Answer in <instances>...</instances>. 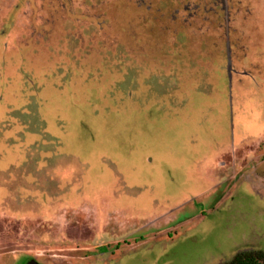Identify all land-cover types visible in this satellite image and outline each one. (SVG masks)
<instances>
[{
  "label": "rangeland",
  "instance_id": "374dc122",
  "mask_svg": "<svg viewBox=\"0 0 264 264\" xmlns=\"http://www.w3.org/2000/svg\"><path fill=\"white\" fill-rule=\"evenodd\" d=\"M245 248H264V0H0V264Z\"/></svg>",
  "mask_w": 264,
  "mask_h": 264
},
{
  "label": "trees",
  "instance_id": "16d2710c",
  "mask_svg": "<svg viewBox=\"0 0 264 264\" xmlns=\"http://www.w3.org/2000/svg\"><path fill=\"white\" fill-rule=\"evenodd\" d=\"M222 264H264V248H245Z\"/></svg>",
  "mask_w": 264,
  "mask_h": 264
},
{
  "label": "crops",
  "instance_id": "0c3cea01",
  "mask_svg": "<svg viewBox=\"0 0 264 264\" xmlns=\"http://www.w3.org/2000/svg\"><path fill=\"white\" fill-rule=\"evenodd\" d=\"M93 247H95V246H88V247L86 246V249H89V250L94 249Z\"/></svg>",
  "mask_w": 264,
  "mask_h": 264
},
{
  "label": "flooded vegetation",
  "instance_id": "af4514ba",
  "mask_svg": "<svg viewBox=\"0 0 264 264\" xmlns=\"http://www.w3.org/2000/svg\"><path fill=\"white\" fill-rule=\"evenodd\" d=\"M32 260H34V261H36L35 259H33V258H31ZM36 262H38V261H36Z\"/></svg>",
  "mask_w": 264,
  "mask_h": 264
},
{
  "label": "water",
  "instance_id": "95a60500",
  "mask_svg": "<svg viewBox=\"0 0 264 264\" xmlns=\"http://www.w3.org/2000/svg\"><path fill=\"white\" fill-rule=\"evenodd\" d=\"M34 261V260H33Z\"/></svg>",
  "mask_w": 264,
  "mask_h": 264
}]
</instances>
